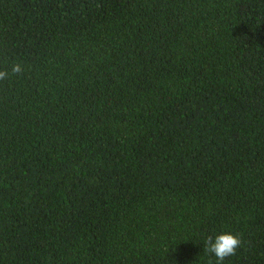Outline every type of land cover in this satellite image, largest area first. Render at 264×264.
Masks as SVG:
<instances>
[{"label": "trees", "instance_id": "1", "mask_svg": "<svg viewBox=\"0 0 264 264\" xmlns=\"http://www.w3.org/2000/svg\"><path fill=\"white\" fill-rule=\"evenodd\" d=\"M0 71V264H264V0H0Z\"/></svg>", "mask_w": 264, "mask_h": 264}, {"label": "clouds", "instance_id": "2", "mask_svg": "<svg viewBox=\"0 0 264 264\" xmlns=\"http://www.w3.org/2000/svg\"><path fill=\"white\" fill-rule=\"evenodd\" d=\"M22 71L20 65H14L12 72L14 74H19ZM8 77L7 71H0V80H4ZM242 240L234 234L223 233L213 236H208L204 242V252L210 255H214L217 264H223V262L234 256L237 249L240 248Z\"/></svg>", "mask_w": 264, "mask_h": 264}]
</instances>
